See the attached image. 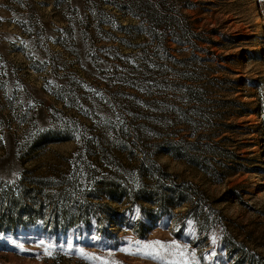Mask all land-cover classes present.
Here are the masks:
<instances>
[{
    "label": "rangeland",
    "instance_id": "374dc122",
    "mask_svg": "<svg viewBox=\"0 0 264 264\" xmlns=\"http://www.w3.org/2000/svg\"><path fill=\"white\" fill-rule=\"evenodd\" d=\"M128 1L0 0V264H264V0H168L202 107Z\"/></svg>",
    "mask_w": 264,
    "mask_h": 264
},
{
    "label": "trees",
    "instance_id": "16d2710c",
    "mask_svg": "<svg viewBox=\"0 0 264 264\" xmlns=\"http://www.w3.org/2000/svg\"><path fill=\"white\" fill-rule=\"evenodd\" d=\"M134 2L133 0L127 2V5H125L127 11L136 14L137 9H142L144 16L147 17L151 24V28L157 29L158 31L162 29V33L167 35L166 39H164L163 36L156 37L153 33L152 37L154 38L155 44L162 48L167 42H172L177 46L176 49L170 46L172 52H176L180 56L185 55V53L189 54L188 57H184L183 59H178L172 52L168 55L170 63L172 62L182 68L180 71H177L179 78H182L179 93L184 98L186 104H190L189 106L196 104L201 107L202 105H206L204 95L207 92V86L203 85L204 79L202 78H204V75L196 68V65L198 63L208 62L205 58H201L199 54H209L210 51L200 47V39L192 28H187L182 25L179 19L183 16L181 8H179L178 4L168 2V0H141V5ZM134 29L138 33H142L140 25ZM219 67L224 69L220 64ZM15 194L16 191H11V195ZM185 196L184 193L176 191L169 186L163 187L161 194L156 191L145 193L144 198L160 205L161 210L164 213H168L171 207L183 204L185 199L183 200L182 197ZM2 199L9 200L10 198L2 197ZM179 200L183 201L179 203Z\"/></svg>",
    "mask_w": 264,
    "mask_h": 264
},
{
    "label": "snow or ice",
    "instance_id": "6c2138e0",
    "mask_svg": "<svg viewBox=\"0 0 264 264\" xmlns=\"http://www.w3.org/2000/svg\"><path fill=\"white\" fill-rule=\"evenodd\" d=\"M145 247L147 248V247H150L149 245H145Z\"/></svg>",
    "mask_w": 264,
    "mask_h": 264
}]
</instances>
